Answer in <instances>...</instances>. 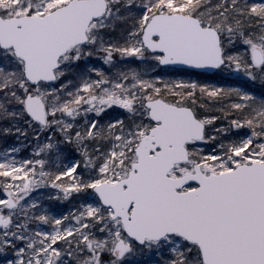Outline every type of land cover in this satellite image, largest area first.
I'll use <instances>...</instances> for the list:
<instances>
[{"label":"snow or ice","instance_id":"snow-or-ice-1","mask_svg":"<svg viewBox=\"0 0 264 264\" xmlns=\"http://www.w3.org/2000/svg\"><path fill=\"white\" fill-rule=\"evenodd\" d=\"M0 264H264V0H0Z\"/></svg>","mask_w":264,"mask_h":264}]
</instances>
